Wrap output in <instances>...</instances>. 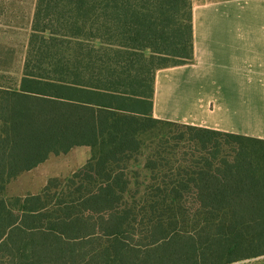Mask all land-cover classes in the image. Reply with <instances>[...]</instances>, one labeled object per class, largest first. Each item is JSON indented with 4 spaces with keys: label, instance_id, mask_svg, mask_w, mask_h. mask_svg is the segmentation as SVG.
Wrapping results in <instances>:
<instances>
[{
    "label": "trees",
    "instance_id": "16d2710c",
    "mask_svg": "<svg viewBox=\"0 0 264 264\" xmlns=\"http://www.w3.org/2000/svg\"><path fill=\"white\" fill-rule=\"evenodd\" d=\"M194 42L193 0H37L22 76L0 80V264L264 255V139L153 115L157 71L193 63ZM76 146L74 174L7 196Z\"/></svg>",
    "mask_w": 264,
    "mask_h": 264
},
{
    "label": "crops",
    "instance_id": "0c3cea01",
    "mask_svg": "<svg viewBox=\"0 0 264 264\" xmlns=\"http://www.w3.org/2000/svg\"><path fill=\"white\" fill-rule=\"evenodd\" d=\"M193 26L195 61L157 71L154 117L264 139V0H193Z\"/></svg>",
    "mask_w": 264,
    "mask_h": 264
},
{
    "label": "rangeland",
    "instance_id": "374dc122",
    "mask_svg": "<svg viewBox=\"0 0 264 264\" xmlns=\"http://www.w3.org/2000/svg\"><path fill=\"white\" fill-rule=\"evenodd\" d=\"M36 2L37 0H0V80L6 84H10V81L4 78L5 72L2 69H9L18 79L22 76ZM90 157L91 148L87 146H76L67 153L52 155L34 169L23 172L12 180L6 194L14 197L40 193L52 178L65 179L71 176ZM141 160L144 162L143 158ZM134 163L132 161L131 165ZM137 172H140V181L145 180L146 172L143 169H138ZM231 264H264V255Z\"/></svg>",
    "mask_w": 264,
    "mask_h": 264
}]
</instances>
